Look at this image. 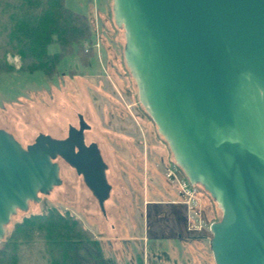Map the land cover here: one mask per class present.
Returning a JSON list of instances; mask_svg holds the SVG:
<instances>
[{
    "label": "water",
    "instance_id": "95a60500",
    "mask_svg": "<svg viewBox=\"0 0 264 264\" xmlns=\"http://www.w3.org/2000/svg\"><path fill=\"white\" fill-rule=\"evenodd\" d=\"M138 99L174 161L217 203L215 264H264V0H112ZM23 146L0 128V241L17 210L61 184L59 157L105 214L111 184L89 127Z\"/></svg>",
    "mask_w": 264,
    "mask_h": 264
},
{
    "label": "rangeland",
    "instance_id": "374dc122",
    "mask_svg": "<svg viewBox=\"0 0 264 264\" xmlns=\"http://www.w3.org/2000/svg\"><path fill=\"white\" fill-rule=\"evenodd\" d=\"M64 4L93 25L91 39L82 44L89 51L87 60L75 46L50 78L40 70L0 72V128L25 146L39 133L66 136L68 125H77L78 113L83 114L91 125L86 140L97 143L112 189L103 214L82 177L57 158L61 184L40 201H29L26 211L17 210L6 227L26 214L56 206L76 215L103 253L118 264H136L138 257L144 264H215L209 227L221 218V210L202 189L198 218L184 202L175 177L168 176L174 158L138 99L123 56L124 29L114 22L112 0ZM48 50L57 52L59 46L52 43ZM6 60L19 68L18 55L8 54ZM193 222L200 230L191 229ZM42 246L40 239L23 246L22 264H45Z\"/></svg>",
    "mask_w": 264,
    "mask_h": 264
},
{
    "label": "trees",
    "instance_id": "16d2710c",
    "mask_svg": "<svg viewBox=\"0 0 264 264\" xmlns=\"http://www.w3.org/2000/svg\"><path fill=\"white\" fill-rule=\"evenodd\" d=\"M92 33L88 18L66 7L64 0H0V72L40 70L50 78L75 46L87 60L89 51L82 44ZM52 43L59 51L49 52ZM8 54L19 56L18 69L7 62ZM36 239L43 245L45 264H118L103 253L76 215L56 206L26 214L6 227L0 264H22L23 246ZM136 264H144L143 259L138 257Z\"/></svg>",
    "mask_w": 264,
    "mask_h": 264
},
{
    "label": "built area",
    "instance_id": "2783aa9c",
    "mask_svg": "<svg viewBox=\"0 0 264 264\" xmlns=\"http://www.w3.org/2000/svg\"><path fill=\"white\" fill-rule=\"evenodd\" d=\"M96 31L98 32L97 29H96ZM177 172L178 173L180 172L179 167L176 164H173L172 168H170V170L168 172V176L170 178L175 177L176 181L179 183V185L181 187L184 202L188 205V207L190 209H192L195 212V215L198 218H200V212L199 211L201 210V206H202V204L200 203V201H201L200 189H199L198 185L189 182L186 178H184L182 176L178 177L176 174ZM189 224H191L190 220H189ZM190 226H191V229L200 230V227L198 226V224H196V222H193V224ZM188 227H189V225H188Z\"/></svg>",
    "mask_w": 264,
    "mask_h": 264
},
{
    "label": "flooded vegetation",
    "instance_id": "af4514ba",
    "mask_svg": "<svg viewBox=\"0 0 264 264\" xmlns=\"http://www.w3.org/2000/svg\"><path fill=\"white\" fill-rule=\"evenodd\" d=\"M79 115H82L83 116V114H81V113H78V122H77V125H72V124H69L68 125V129H67V134H66V136H64V137H61V138H65V137H67V135H68V130H69V128L70 127H75L76 129H79L80 128V119H79ZM83 120H84V122L89 126V127H86V128H84V130H83V141H84V144L85 145H90L91 143H96V142H94V141H90V142H87V140H86V137H85V132L87 131V130H89L90 128H91V125L85 120V118H84V116H83ZM53 137V136H52ZM56 138V137H55ZM97 144V143H96ZM26 146V145H25ZM98 146V145H97ZM99 148V147H98ZM100 150V149H99ZM100 153H101V151H100ZM102 155V154H101ZM59 158V157H58ZM107 170V169H106ZM79 176H81V175H79ZM82 177V176H81ZM82 180H83V178H82ZM84 182V181H83ZM85 184V183H84ZM88 188V187H87ZM89 189V188H88ZM111 189H112V187H111ZM111 192V191H110Z\"/></svg>",
    "mask_w": 264,
    "mask_h": 264
},
{
    "label": "bare ground",
    "instance_id": "6f19581e",
    "mask_svg": "<svg viewBox=\"0 0 264 264\" xmlns=\"http://www.w3.org/2000/svg\"><path fill=\"white\" fill-rule=\"evenodd\" d=\"M200 203L202 204V200L200 201Z\"/></svg>",
    "mask_w": 264,
    "mask_h": 264
},
{
    "label": "crops",
    "instance_id": "0c3cea01",
    "mask_svg": "<svg viewBox=\"0 0 264 264\" xmlns=\"http://www.w3.org/2000/svg\"><path fill=\"white\" fill-rule=\"evenodd\" d=\"M180 236L178 235V238H179Z\"/></svg>",
    "mask_w": 264,
    "mask_h": 264
}]
</instances>
